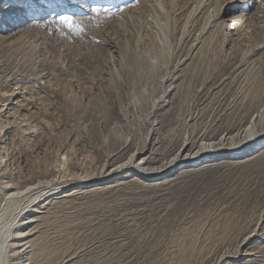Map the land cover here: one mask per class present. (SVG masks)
<instances>
[{"label": "rangeland", "instance_id": "1", "mask_svg": "<svg viewBox=\"0 0 264 264\" xmlns=\"http://www.w3.org/2000/svg\"><path fill=\"white\" fill-rule=\"evenodd\" d=\"M0 9V202L52 189L36 264H264V0Z\"/></svg>", "mask_w": 264, "mask_h": 264}, {"label": "bare ground", "instance_id": "2", "mask_svg": "<svg viewBox=\"0 0 264 264\" xmlns=\"http://www.w3.org/2000/svg\"><path fill=\"white\" fill-rule=\"evenodd\" d=\"M3 11L5 10L3 9L2 12ZM254 118L255 116L250 118L243 130L249 133V138L252 133V128L254 127ZM221 139L223 138L221 137L218 141H221ZM250 140L251 138L248 141ZM212 148L213 144L207 146V151H211ZM181 150L182 149L178 151L176 156L181 154ZM258 155L259 154L256 153L252 156L243 158V161L252 160ZM176 160L177 158L171 159L166 167L173 165ZM163 168L165 167H161L158 170ZM167 181L168 179L158 184H163ZM23 192L24 190L21 191L18 188L14 189L8 185L4 186L2 190L4 197L0 202V264H36L37 257L43 250L41 245L37 243L39 239L37 229L44 214H41L38 209H41L39 208V204L42 205V202L46 201L45 196H49L52 189L34 195L28 193L24 195L26 192ZM2 203L6 205L3 207Z\"/></svg>", "mask_w": 264, "mask_h": 264}]
</instances>
